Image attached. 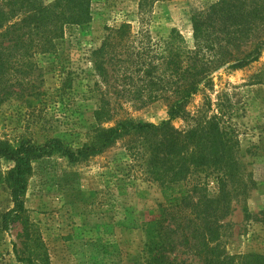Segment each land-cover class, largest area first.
<instances>
[{
	"label": "rangeland",
	"instance_id": "obj_1",
	"mask_svg": "<svg viewBox=\"0 0 264 264\" xmlns=\"http://www.w3.org/2000/svg\"><path fill=\"white\" fill-rule=\"evenodd\" d=\"M219 1L147 0L139 11L140 0H90V23L65 28L56 52L37 58L38 70L29 79L42 83L46 95L34 102L36 110L16 100L3 106L0 142L30 139L43 145L58 138L71 150L81 148L98 128L93 112L102 95L116 115L101 128L118 120L160 124L167 119V103L139 106L135 98L154 91L145 89L149 80L143 76L145 66L138 69L130 63L136 53L148 54L145 64L152 54L164 56L171 30L178 31L192 49V11ZM122 24L129 25L130 31L120 40L105 83L94 72L91 55ZM160 62L151 60L153 66ZM162 70H152V75L167 79L169 74ZM66 78L70 87L62 94L56 92ZM213 84L212 91L194 98L188 112L192 117L216 112L215 107L204 111L203 96L213 103L219 93L230 105L223 107V119L237 143L243 187L236 191L230 216L222 223L221 241L229 255L260 254L264 250V46L257 60L242 70H219ZM172 125L176 130L187 128L181 120ZM135 139H121L101 154L76 163L59 154L33 161L19 218L12 214L5 182L12 164L0 158V264H144L143 225L155 217L164 196L177 194L180 184L151 181L133 149ZM187 183L206 185L212 192L216 188L205 172L193 174ZM187 260L188 264L196 261Z\"/></svg>",
	"mask_w": 264,
	"mask_h": 264
},
{
	"label": "trees",
	"instance_id": "obj_2",
	"mask_svg": "<svg viewBox=\"0 0 264 264\" xmlns=\"http://www.w3.org/2000/svg\"><path fill=\"white\" fill-rule=\"evenodd\" d=\"M146 2L140 0L139 11ZM90 21V0H0V111L16 100L34 112V102L46 95L42 83L29 79L38 70L37 58L56 52L65 28L84 27ZM190 24L192 49L178 31L171 30L164 56H150L151 60H161L159 65L153 66L151 60L145 64L148 54L144 53H136L130 63L138 69L145 66L143 76L149 78L147 83L143 81L145 89L154 91L145 98H135L139 106L167 103V119L160 124L118 120L111 127L101 128L116 115L102 95L93 112L98 128L81 148L71 150L58 138L48 139L43 145L30 139L14 144L0 142V158L12 164L5 182L15 218L24 211L22 198L33 161L59 154L76 163L132 137L136 138L133 149L151 181L180 184L177 194L164 196L156 206L155 217L143 225L144 264H188L190 257L196 260L192 264H264V250L260 254L229 255L221 241L222 223L230 216L236 191L243 187L237 143L230 124L223 119V107H230L229 102L221 99L222 93L213 103L210 97L203 96L207 108L204 111L211 107L217 111L195 117L188 112L197 95L213 90L215 73L221 69L239 71L257 60L264 46V0H220L207 9L192 11ZM129 31V25H120L92 52L93 70L105 83L120 40ZM147 52H151L150 48ZM159 68L169 74L167 79L152 75V70ZM67 87L68 78L56 92L62 94ZM119 105L122 108V103ZM178 120L187 124L185 130L173 127ZM197 172L214 179V192L206 185L187 183Z\"/></svg>",
	"mask_w": 264,
	"mask_h": 264
}]
</instances>
